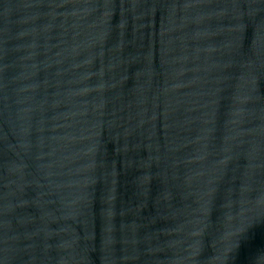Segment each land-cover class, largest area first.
Returning <instances> with one entry per match:
<instances>
[{
  "label": "water",
  "instance_id": "obj_1",
  "mask_svg": "<svg viewBox=\"0 0 264 264\" xmlns=\"http://www.w3.org/2000/svg\"><path fill=\"white\" fill-rule=\"evenodd\" d=\"M0 264H264L251 0H0Z\"/></svg>",
  "mask_w": 264,
  "mask_h": 264
}]
</instances>
